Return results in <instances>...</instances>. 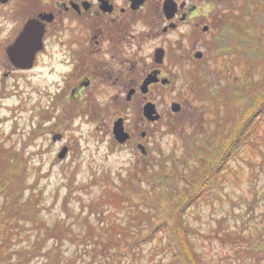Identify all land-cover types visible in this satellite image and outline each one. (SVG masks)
Instances as JSON below:
<instances>
[{
    "label": "rangeland",
    "instance_id": "rangeland-1",
    "mask_svg": "<svg viewBox=\"0 0 264 264\" xmlns=\"http://www.w3.org/2000/svg\"><path fill=\"white\" fill-rule=\"evenodd\" d=\"M193 1L202 5L212 30L186 43L189 62L175 54L172 91L156 101L161 119L140 128L146 140L139 132L134 139L146 155L137 143L116 142L118 112L111 107L99 112L82 104L79 111L76 101L48 97L53 79L40 69L15 71L8 79L0 70V163L6 169L0 172L7 173L2 182L10 180L6 189L0 181V211L6 209L0 214V264H179L164 240L159 247L155 225L163 221L191 239L195 260L181 264H264V117L257 118L254 135L249 129L264 111V0ZM224 14L236 29H222ZM241 20L262 29L239 31ZM173 104L182 106L179 113ZM122 111L132 128L137 106ZM56 134L63 139L54 142ZM208 136L221 146L212 163L203 158ZM231 146L235 158L219 165ZM65 147L68 155L61 159ZM8 158L14 164L7 169ZM218 165L223 170L211 185L214 194L198 203L190 199ZM30 198L62 239L44 241L36 255L40 235L17 207Z\"/></svg>",
    "mask_w": 264,
    "mask_h": 264
},
{
    "label": "flooded vegetation",
    "instance_id": "flooded-vegetation-1",
    "mask_svg": "<svg viewBox=\"0 0 264 264\" xmlns=\"http://www.w3.org/2000/svg\"><path fill=\"white\" fill-rule=\"evenodd\" d=\"M201 6L193 0H0L1 78L40 69L53 79L48 97L76 101L79 111L111 107L118 112L113 127L123 119L130 134L124 145L137 143L140 128L157 123L146 119L145 105L153 103L158 111L156 101L172 91L175 54L181 62L190 60L186 43L212 30ZM16 46L34 53L30 69L14 64L9 53ZM127 105L137 106L130 129L129 115L120 113ZM139 136L146 140L148 133L142 129ZM135 146L148 154L143 144Z\"/></svg>",
    "mask_w": 264,
    "mask_h": 264
},
{
    "label": "trees",
    "instance_id": "trees-1",
    "mask_svg": "<svg viewBox=\"0 0 264 264\" xmlns=\"http://www.w3.org/2000/svg\"><path fill=\"white\" fill-rule=\"evenodd\" d=\"M213 1L216 2V0H213ZM221 19H222V21H224V25H223L222 29L223 28L224 29H228V28L236 29L235 28L236 25L232 21V18L230 16L224 14V15H222ZM238 25H239V31H244L243 27L246 28V29H249V30H251V29L252 30H258V28H260V30L262 29L260 25L256 26V27L255 26L253 27L251 22H249L248 20H244V25L245 26H243L242 20L238 22ZM217 38L218 37H216V40H217ZM215 47H216V49H220L222 47V45L220 44L219 38H218V41H215ZM262 116L264 117V111L257 112L256 115H255V118L250 121L249 129L251 130L250 132H252L253 135L257 132V130L260 127L259 126L260 122L258 121L259 119H257V118L259 117L261 119ZM226 121H225V123H226ZM228 123H226L224 126H227ZM243 135H240L239 139H241V140H240V142L237 143V145L238 146L240 145V147L245 145ZM214 137L215 136H211V137L208 136V139H206L207 141H205V143L207 142V146L209 145V147H208L209 149L207 148L208 149L207 152H206L207 156H204L203 158L207 159L209 161V163H212L214 157H216L215 155H216L217 148H221V146L219 147L218 144L215 143ZM205 143H204V145H205ZM210 145H212V146H210ZM207 146H205L204 149ZM232 146H231V148L228 151L225 152L224 156L222 157V159L218 163L219 165L221 163L225 162L226 160L230 161V160H233L235 158L234 157L235 156V151H234V148ZM209 157L211 158V160H210ZM6 161L8 163L7 169L11 166V164H14V163H12L10 161L9 158ZM228 161H227V163H228ZM21 162H22V159H20L18 161V163H21ZM219 165L216 166V167H213L214 175L212 176V174H211V176L206 181H204L203 184L200 186L201 188L199 187L200 189L198 191H196L194 194H192L190 199L195 200L198 203L201 199H206L210 195L214 194V188H212L211 185L212 184H218V181H217L218 178L220 180L219 174H221V171L223 170V168H219ZM1 166L2 165L0 163V168L2 170H6L5 168H3ZM11 170L14 173H15V171H16V173L17 172L19 173V167L17 168V166H13L12 165ZM3 176H7V173L6 172L5 173L0 172V181L1 182L3 180ZM2 183H3V189H6V188L10 187V180L9 181L6 180L5 182H2ZM11 198L13 199L14 196H12ZM15 201H17V200H15ZM33 202H34L33 199L30 198L27 201V206L23 207V209L20 208L21 206H17V205L16 206L22 211L23 217L25 218V223H31L32 224V227L34 229L30 228L31 231L32 232H37L38 235H40V236L37 237L36 241L34 242V249L32 250V254L36 255V254H41L42 249L44 248V241L46 243L48 240L53 238V239L56 240V242H61L62 239L59 236L60 233H61L60 230H59V227L50 226L49 224H47V222L44 220V217L42 215L44 209H41V207L39 208V205H38V208H37V205L35 203H33ZM16 206H13V208L12 207H8L12 211L11 215L14 214ZM5 210L6 209H4V210L1 209L0 214L5 212ZM17 211H18V209L16 208V212ZM162 214H163V211L161 213V210H157V218L158 217L161 218ZM11 215L9 217H8V215H7V217L6 216H4V217L6 218V220L7 219L8 220L9 219L13 220V217H11ZM161 220H162V218H161ZM20 221H22V220H20ZM14 224H17V223L14 222ZM164 224H166V223H164V221H163L161 224H156L155 225L156 226L155 227V233H157V234H155V236L159 237V239H158L159 247L162 246V243H163V240H164L165 248L167 249L168 252H170L172 254V256H173L174 260L176 261V263L181 264V263H183L184 260H186V259L189 260L190 258L192 260H195L194 259V255H195L194 254L195 253L194 250L195 249L193 247V244L191 242V239H190L188 233L186 234L184 232H177V235H176L173 232L174 230L171 227H169L167 225H164ZM135 237L136 236L133 235L131 237L132 240L136 239ZM242 239H244V238H242ZM32 246H33V244H32ZM253 249H255V248H253ZM252 252L255 255L254 250H252ZM2 256L3 255H0V257H2ZM4 260H5L4 257L0 258V263H3ZM17 264H19V263H17Z\"/></svg>",
    "mask_w": 264,
    "mask_h": 264
},
{
    "label": "water",
    "instance_id": "water-1",
    "mask_svg": "<svg viewBox=\"0 0 264 264\" xmlns=\"http://www.w3.org/2000/svg\"><path fill=\"white\" fill-rule=\"evenodd\" d=\"M18 45H21V44H18ZM17 46L15 47V50L13 52L10 51V53H9L14 64L20 70L30 69L32 66L31 63L33 61L34 53L33 52H27V51H20V50H18ZM202 57H203V53L199 52L196 54L197 59H201ZM152 80H153L152 77H150L147 81H145V83L143 85L144 91ZM181 109H182V107L180 104H174L172 106V110L174 113H179L181 111ZM144 116L150 122H156V121L160 120V117H161L157 111L156 105H154L153 103H148L145 105ZM113 134H114L116 141L119 142L120 144H125L130 139V134L125 130L123 119H120L115 123L114 129H113ZM61 139H62L61 134H56L53 138L54 142H57ZM67 154H68V148H64L63 151L59 154V158L64 159Z\"/></svg>",
    "mask_w": 264,
    "mask_h": 264
}]
</instances>
